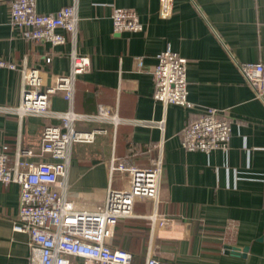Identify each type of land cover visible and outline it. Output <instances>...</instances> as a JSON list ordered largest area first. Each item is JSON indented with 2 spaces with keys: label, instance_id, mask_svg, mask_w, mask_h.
Masks as SVG:
<instances>
[{
  "label": "crops",
  "instance_id": "0c3cea01",
  "mask_svg": "<svg viewBox=\"0 0 264 264\" xmlns=\"http://www.w3.org/2000/svg\"><path fill=\"white\" fill-rule=\"evenodd\" d=\"M10 3L0 0V58L17 68L0 67V105L20 104L24 64L38 69L44 84L52 86L70 73L76 51L91 64L76 80L74 110L97 112L102 104L128 120L117 126L83 124L105 132L73 148L69 198L92 208L104 202L109 188H126L129 173H111L113 156L129 157L139 167L162 158L158 202L136 199L134 215L116 224L112 246L131 252L138 264L149 253L174 264H264V98L239 69L242 62H264V0H174V13L167 18L160 16V0H36L40 13L77 4V38L61 30L67 42L59 45L24 38L10 23ZM115 7L137 11L145 29L116 33ZM168 46L188 59L193 107L154 98L153 68ZM50 106L66 111L69 102L58 92ZM208 108L231 123L227 151L206 153L182 145L185 126ZM48 123L62 121L0 113V145H9L11 162L19 147L32 150V161L50 159L41 151ZM19 204L20 186L0 183V264L30 263V236L13 229ZM162 218L168 223L160 225ZM225 245L247 251H227ZM73 262L84 264L80 258Z\"/></svg>",
  "mask_w": 264,
  "mask_h": 264
},
{
  "label": "built area",
  "instance_id": "2783aa9c",
  "mask_svg": "<svg viewBox=\"0 0 264 264\" xmlns=\"http://www.w3.org/2000/svg\"><path fill=\"white\" fill-rule=\"evenodd\" d=\"M174 13V0H160V16ZM116 33L141 32L145 29L137 11L127 7H115L112 14ZM10 23L20 34L34 41H47L52 45L67 42L64 30L77 38L79 15L77 4L63 6L59 10L40 13L36 0H11ZM50 61V57L47 58ZM90 58L72 54L71 71L57 78L52 86H46L36 68L23 65V88L18 105H0V113L16 115L20 120L27 116L58 119L62 124L48 123L41 133V151L49 160L32 161V150L18 148L13 162L8 144L0 145V183L20 186V204L13 229L30 236L29 264H75L73 258L84 264H138L131 252L112 246L111 240L119 220L134 215V203L138 198H150L158 202L162 158L152 160L150 167L135 166L129 157L123 160L112 157L111 173L128 172L129 184L124 189L109 188L106 199L92 208L80 207L68 196V175L72 151L75 145L93 143L102 127L83 128V124H112L127 122L118 113H112L104 105L97 112L79 113L74 110L75 84L79 75L90 68ZM138 65L143 66L139 60ZM0 67L16 69L14 62L0 58ZM188 59L170 46L157 54L153 68L154 98L163 104L193 107L189 99ZM239 69L254 88L258 98H264V62H242ZM62 92L69 102L66 111L50 106L52 94ZM163 123L160 122V125ZM232 134L230 121L216 108H208L197 119L185 126L182 145L187 150L211 153L229 149ZM156 221L157 215L151 216ZM168 223L162 218L160 225ZM142 264H174L161 260L151 253Z\"/></svg>",
  "mask_w": 264,
  "mask_h": 264
},
{
  "label": "water",
  "instance_id": "95a60500",
  "mask_svg": "<svg viewBox=\"0 0 264 264\" xmlns=\"http://www.w3.org/2000/svg\"><path fill=\"white\" fill-rule=\"evenodd\" d=\"M227 251H233V252H237V253H243L245 255V252L247 251V248L243 249V252L240 248L236 247V246H231V245H225Z\"/></svg>",
  "mask_w": 264,
  "mask_h": 264
},
{
  "label": "rangeland",
  "instance_id": "374dc122",
  "mask_svg": "<svg viewBox=\"0 0 264 264\" xmlns=\"http://www.w3.org/2000/svg\"><path fill=\"white\" fill-rule=\"evenodd\" d=\"M75 146H77V145H75ZM75 146H74V147H75ZM74 263H75V262H74Z\"/></svg>",
  "mask_w": 264,
  "mask_h": 264
}]
</instances>
